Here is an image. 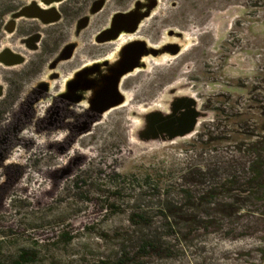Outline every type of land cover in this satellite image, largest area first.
I'll use <instances>...</instances> for the list:
<instances>
[{
	"label": "rangeland",
	"instance_id": "rangeland-1",
	"mask_svg": "<svg viewBox=\"0 0 264 264\" xmlns=\"http://www.w3.org/2000/svg\"><path fill=\"white\" fill-rule=\"evenodd\" d=\"M158 2L142 30L180 52L146 59L124 81L125 102L84 132L28 129L0 166V263L264 264L254 240L186 242L168 237L158 218L164 204L182 200L185 151L204 127L218 113H261L253 91L264 74V0ZM179 99L195 103V131L148 137L153 116H167ZM148 176L162 181L159 193L145 186ZM134 214L146 220L133 223ZM158 236L159 254L145 252Z\"/></svg>",
	"mask_w": 264,
	"mask_h": 264
},
{
	"label": "flooded vegetation",
	"instance_id": "flooded-vegetation-1",
	"mask_svg": "<svg viewBox=\"0 0 264 264\" xmlns=\"http://www.w3.org/2000/svg\"><path fill=\"white\" fill-rule=\"evenodd\" d=\"M158 4V0H0V166L27 142L24 134L32 127L38 133L84 132L100 119L96 103L121 99L124 81L144 69L146 59L179 49L174 43L154 45L159 39L148 34L151 29L142 30ZM123 5L131 7L121 10ZM133 65L139 67L120 76ZM173 108L166 117L153 116L148 137L168 138L188 127L169 123L192 113L195 103L179 99ZM74 113L83 114L74 121Z\"/></svg>",
	"mask_w": 264,
	"mask_h": 264
},
{
	"label": "trees",
	"instance_id": "trees-1",
	"mask_svg": "<svg viewBox=\"0 0 264 264\" xmlns=\"http://www.w3.org/2000/svg\"><path fill=\"white\" fill-rule=\"evenodd\" d=\"M257 91L260 99L255 102L261 113H218V123L204 127L185 151L182 200L158 209L168 237L186 242L204 234L251 239L264 260V74L253 93ZM145 184L155 192L162 190V181L152 176ZM146 216L134 214L132 221H145ZM160 241L153 237L143 250L159 254Z\"/></svg>",
	"mask_w": 264,
	"mask_h": 264
},
{
	"label": "water",
	"instance_id": "water-1",
	"mask_svg": "<svg viewBox=\"0 0 264 264\" xmlns=\"http://www.w3.org/2000/svg\"><path fill=\"white\" fill-rule=\"evenodd\" d=\"M149 14H147L148 16ZM119 17H123V14H120ZM180 52V49H177L174 54H178ZM139 65H133L132 67L129 68H124L121 72H120V76H123L131 71H133L134 69L138 68ZM116 92L119 94V90L118 88H116ZM125 102V97L122 95L121 99H103L101 101H98L96 103V110L98 111V113H95L96 116L98 118H101L106 112L110 111L111 109L118 107L120 105H122ZM155 115H159V114H155ZM189 115V116H188ZM168 116V115H167ZM166 117V116H165ZM199 118H200V113H198L197 109L194 108L192 113L186 114L184 115V117L181 118H177L176 120L172 121L169 123V125H173V124H187L188 127L174 135H170L168 137L169 141H172L178 137H185L191 133H193L198 125L199 122ZM166 119V118H165ZM98 121V120H96ZM91 122V124H93L94 122Z\"/></svg>",
	"mask_w": 264,
	"mask_h": 264
}]
</instances>
